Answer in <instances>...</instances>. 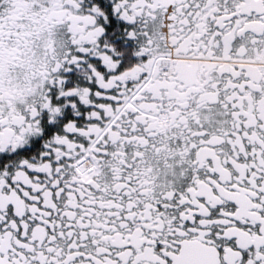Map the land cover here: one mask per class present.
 Listing matches in <instances>:
<instances>
[{
  "label": "snow or ice",
  "instance_id": "snow-or-ice-1",
  "mask_svg": "<svg viewBox=\"0 0 264 264\" xmlns=\"http://www.w3.org/2000/svg\"><path fill=\"white\" fill-rule=\"evenodd\" d=\"M0 264H264V0H0Z\"/></svg>",
  "mask_w": 264,
  "mask_h": 264
}]
</instances>
